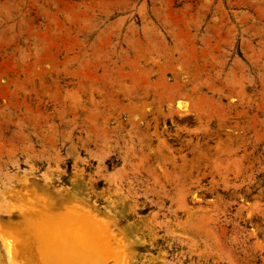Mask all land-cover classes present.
<instances>
[{
	"label": "rangeland",
	"instance_id": "374dc122",
	"mask_svg": "<svg viewBox=\"0 0 264 264\" xmlns=\"http://www.w3.org/2000/svg\"><path fill=\"white\" fill-rule=\"evenodd\" d=\"M70 209L127 264H264V0H0V229Z\"/></svg>",
	"mask_w": 264,
	"mask_h": 264
},
{
	"label": "bare ground",
	"instance_id": "6f19581e",
	"mask_svg": "<svg viewBox=\"0 0 264 264\" xmlns=\"http://www.w3.org/2000/svg\"><path fill=\"white\" fill-rule=\"evenodd\" d=\"M169 106V105H168ZM167 106V107H168ZM169 108V107H168ZM171 108V107H170ZM174 108L171 109V111ZM184 111V110H183ZM182 111V112H183ZM168 112H170L168 110ZM185 112H187L185 110ZM184 114H187L185 113ZM171 113H180L176 112L174 109ZM180 115V114H178ZM183 115V114H181ZM171 116V114H170ZM181 117V116H180ZM200 117V116H199ZM202 118V117H201ZM200 118H197L199 120ZM154 120V119H152ZM154 122V121H153ZM202 129V128H200ZM145 130L148 131V124H145ZM203 132H206V128L202 129ZM166 129L163 128L162 131L158 130L157 125H153V130L151 135L157 141V146L159 148H166V139L164 137ZM195 132V131H193ZM176 135V133H175ZM179 148L176 150V154L169 156L167 153L162 152L163 162L167 161L171 164L175 163L177 156L183 164L184 154H181L182 146H187V141H179ZM182 148V149H181ZM191 150V149H190ZM157 166L161 172L165 173L162 169V161L156 157ZM186 175V174H185ZM204 174L202 173V176ZM189 177L191 184L197 183L201 178V175L198 173L194 177L186 175ZM164 178H167L168 183H172V179L167 175L163 174ZM185 180V179H184ZM121 179L113 181L110 192L116 193V198H122L119 203H115L114 200L108 195V204L113 206V209H116L117 206L123 211L128 204V201L125 199L123 193L119 192V183ZM213 190H202V193L210 194L213 193ZM190 193V190L185 189L183 191L179 190L175 194L174 201L182 211L186 210V198L185 196ZM190 197L192 200H197V194L191 193ZM43 205V206H42ZM216 205V204H214ZM40 206V204H39ZM41 206L45 210V205L41 203ZM41 207V208H42ZM163 207V205H159ZM3 208V207H2ZM253 208H259L258 206H253ZM21 209V208H20ZM2 210V209H1ZM263 211V209H261ZM8 212V211H7ZM222 213L223 211L220 210ZM10 213V212H9ZM44 213V212H42ZM191 212H186L188 216ZM5 214V213H4ZM47 216L49 215L46 213ZM209 217L212 218L211 214L207 213ZM216 216L218 212L215 213ZM22 215L24 217L23 226L17 231H3L0 229V251L3 252L4 264H30L27 256V240L34 241L36 246V258L37 261L35 264H127L124 244L122 237L119 233L115 232L106 222L102 220H97L94 216H90L88 213L80 210H68L59 218L55 219H35L31 215L26 216L24 210H22ZM45 215V214H44ZM157 212L153 213L150 218H152V224L148 225V234L141 235L138 237L142 242L147 241L149 244L157 242L156 232L154 235L152 230L155 229L154 223H159L156 221ZM50 217V215H49ZM52 218V217H51ZM56 219H58L56 221ZM147 229V228H146ZM154 231V230H153ZM147 233V232H146ZM147 237V239H145ZM158 237V236H157ZM190 256L192 251H188ZM191 252V253H190ZM165 251L160 250V264H169V260H165ZM194 253V252H193ZM192 253V254H193ZM1 257V253H0ZM179 261H183V254L178 253L175 255ZM244 262L242 264H255L256 257L255 255H245L243 257ZM176 260V259H175ZM3 262V260H1ZM234 261V259H233ZM169 262V263H168ZM232 262V259L230 260ZM171 264V263H170ZM241 264V263H240Z\"/></svg>",
	"mask_w": 264,
	"mask_h": 264
}]
</instances>
